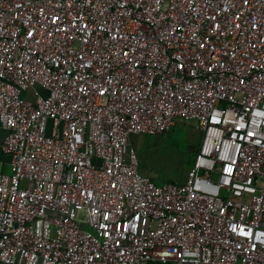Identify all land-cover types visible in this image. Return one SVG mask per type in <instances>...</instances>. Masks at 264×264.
<instances>
[{"label": "built area", "instance_id": "1", "mask_svg": "<svg viewBox=\"0 0 264 264\" xmlns=\"http://www.w3.org/2000/svg\"><path fill=\"white\" fill-rule=\"evenodd\" d=\"M179 120L157 184L130 137ZM0 126L1 262L264 264V0H0Z\"/></svg>", "mask_w": 264, "mask_h": 264}, {"label": "rangeland", "instance_id": "2", "mask_svg": "<svg viewBox=\"0 0 264 264\" xmlns=\"http://www.w3.org/2000/svg\"><path fill=\"white\" fill-rule=\"evenodd\" d=\"M196 124L193 120H179L164 135H140L141 146L136 149L140 172L153 178L157 184L184 181L198 151L192 152L191 147L198 135L199 145L202 141L203 132Z\"/></svg>", "mask_w": 264, "mask_h": 264}, {"label": "crops", "instance_id": "3", "mask_svg": "<svg viewBox=\"0 0 264 264\" xmlns=\"http://www.w3.org/2000/svg\"><path fill=\"white\" fill-rule=\"evenodd\" d=\"M195 126H197V125H195ZM6 135H7V131L0 126V172L8 174L11 172V165H10L11 164V158L9 155H7L1 151V145H2ZM140 135H142V134L132 135L130 137V145L133 146L135 149H138V147L141 146L140 143H141L142 139H141ZM185 178H186V176H185ZM0 264H5V263L0 261ZM171 264H175V263H171Z\"/></svg>", "mask_w": 264, "mask_h": 264}, {"label": "flooded vegetation", "instance_id": "4", "mask_svg": "<svg viewBox=\"0 0 264 264\" xmlns=\"http://www.w3.org/2000/svg\"><path fill=\"white\" fill-rule=\"evenodd\" d=\"M199 140H200V137L199 135L196 137V143L191 147V150L192 152H196L199 148Z\"/></svg>", "mask_w": 264, "mask_h": 264}, {"label": "trees", "instance_id": "5", "mask_svg": "<svg viewBox=\"0 0 264 264\" xmlns=\"http://www.w3.org/2000/svg\"><path fill=\"white\" fill-rule=\"evenodd\" d=\"M153 179V178H152ZM154 180V179H153ZM155 181V180H154ZM169 182H171V183H177V182H175V181H169ZM180 183V182H179Z\"/></svg>", "mask_w": 264, "mask_h": 264}]
</instances>
